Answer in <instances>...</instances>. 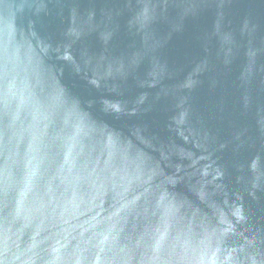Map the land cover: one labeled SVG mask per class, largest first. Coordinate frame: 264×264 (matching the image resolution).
I'll use <instances>...</instances> for the list:
<instances>
[{
    "label": "water",
    "instance_id": "95a60500",
    "mask_svg": "<svg viewBox=\"0 0 264 264\" xmlns=\"http://www.w3.org/2000/svg\"><path fill=\"white\" fill-rule=\"evenodd\" d=\"M0 264H264V0H0Z\"/></svg>",
    "mask_w": 264,
    "mask_h": 264
}]
</instances>
